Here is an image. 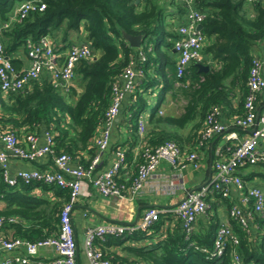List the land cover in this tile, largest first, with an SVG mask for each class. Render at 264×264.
<instances>
[{
  "label": "trees",
  "instance_id": "obj_1",
  "mask_svg": "<svg viewBox=\"0 0 264 264\" xmlns=\"http://www.w3.org/2000/svg\"><path fill=\"white\" fill-rule=\"evenodd\" d=\"M26 1L31 0H0V24L8 21L14 10ZM42 1L45 4L43 10L30 11L25 18L15 21L2 32L8 57L19 49L26 52L27 41L36 42L44 36L55 40L59 32L66 38L82 30L92 59L78 63L74 78L76 85L69 87L67 92H61L48 79L31 81L22 93L4 94L0 89V132H11L19 140L32 134L37 136L43 128L52 137L51 150L56 155L67 154L83 167H88L96 154L93 140L110 106L112 86L132 64L142 72L125 108L134 133H137L139 116L148 107L141 91L147 92L155 87H161L163 94H169L172 101L186 102L180 117L165 121L181 128L199 119L192 130L194 141L191 146L202 141L204 120L214 108H218L220 114L227 112V117L234 114L232 126L234 118L245 115L244 100L248 93L251 62L258 57L254 56V48L259 47L264 55V3L246 6L245 0H194L196 11L203 15L200 30L204 37L203 60L199 64L208 66L209 70L201 72L197 63L192 62L178 75L176 63L161 50V46L165 50L173 49L177 29L164 26L161 10L150 0L139 4L136 0ZM123 34L141 36L140 47L131 48ZM11 63L17 71L22 70L19 62L11 60ZM235 86L239 102L234 110L231 93ZM258 96L259 93L254 103L257 111ZM151 121L158 123L161 119L152 115ZM177 137L150 128L137 156L135 174L128 180H120L118 174L117 182L127 185L134 181L138 167L144 162L145 149L152 150L166 142H174L181 150ZM234 144L236 142L226 147L222 158L230 155ZM122 150L126 161V151ZM84 153L88 160L83 158ZM239 176L245 193L246 183L253 178L264 182V164L254 165L247 175L240 172ZM34 188L53 193L57 200L50 202L44 197L29 196ZM229 193L230 189H212L207 193L208 209L202 215L204 222L197 219L189 235L182 231L179 220L171 218L173 225L166 226L170 214H159L158 220L145 231L97 239L94 247L101 252L102 259L111 264H264V210L254 212L251 200L241 209L229 200ZM68 198L67 189L43 182L8 186L0 174V200L6 204L0 210L3 219L0 236L8 238L4 234L11 231L12 238L31 242L56 236L59 214ZM217 203L226 207L227 222L220 221L214 214ZM236 209L249 213V217L232 216L231 212ZM9 218L17 221L10 223ZM222 226L228 229L229 237L223 239L221 255L217 257L214 242ZM154 235L160 240L153 247L142 244L123 247L133 259L131 261L109 250L110 246L129 242L138 244Z\"/></svg>",
  "mask_w": 264,
  "mask_h": 264
},
{
  "label": "built area",
  "instance_id": "obj_2",
  "mask_svg": "<svg viewBox=\"0 0 264 264\" xmlns=\"http://www.w3.org/2000/svg\"><path fill=\"white\" fill-rule=\"evenodd\" d=\"M144 1V0H137ZM190 2L194 0H179ZM264 3V0H245L247 5ZM43 10L45 4L42 0H31L21 3L10 15L8 21L0 24V89L4 94L25 92L26 86L36 80L42 73L48 74V79L54 87L61 92H67L74 86L75 68L78 63L92 59V52L88 44H72L65 55L56 49L54 39L49 36L41 37L36 42L27 41L25 56L28 67L17 71L11 63L10 57L5 53L2 41V32L15 21L25 18L32 10ZM203 15L197 11L188 14V22L177 29L178 37L173 42V50L177 54V73L182 74L192 62L199 63L203 60L202 50L204 37L197 30L201 25ZM61 58V59H60ZM144 60V58H142ZM142 72L135 64L128 67L121 75L118 83L112 86V98L110 106L105 113L104 121L93 140L96 154L88 167H83L72 160L67 154L56 155L52 150V137L44 134V145H38L36 135H28L25 144H21L11 132H0V174L5 184L15 186L18 184L33 185L46 183L48 185L65 188L69 192L67 203L59 214V229L56 236L42 241L31 242L21 238H4L0 236V264H78L76 260L77 245L71 221V213L80 196H89L86 188L90 186L99 195L107 198L127 199L138 196L147 179L157 169L161 162L170 166H178L180 163H190L194 168L199 167L198 155L192 151L186 154L181 161V150L174 142H166L152 150H144V162L138 167L137 176L130 184L117 182L119 171L125 165V155L122 148L115 151V161L108 169L95 172L100 161V154L110 146L111 129L113 121L119 113L125 95L134 92L138 77ZM248 93L244 100L245 115L233 120L234 126L250 130L249 135L238 139L235 134H229L227 140L235 139L230 155L212 162V176L208 182L195 191L187 192L179 203L170 210L147 208L141 214L134 226L108 223L90 227L84 235V250L89 264H111L102 259L101 252L94 247L97 239L117 237L136 231H145L151 224L158 220L159 214H170L180 221L182 231L189 235L195 227L196 220L204 215L208 209L205 196L212 189L228 190L234 188L243 193L241 203L245 205L252 201L254 212L262 213L264 210V188L248 187L244 193V185L239 173L246 166L264 164V110L255 108L256 95L264 89V55L254 57L251 62L249 77L247 80ZM220 110L214 108L204 120L202 141L195 144V149H200L206 143L218 135L225 134L227 126L219 118ZM138 145L141 150L146 135V121L142 115L137 121ZM49 157L52 162L50 169L19 170L14 174L9 171L11 158L23 161H35ZM240 209L233 210L231 215L249 217V213H241ZM264 216V215H263ZM241 219L244 224V219ZM15 218H9L8 222L15 223ZM3 219L0 218V226ZM229 237V231L221 227L215 240L216 256L221 255L223 239ZM237 243L236 239H233ZM51 248L55 255L48 261L34 260L40 248ZM25 256H21L20 251Z\"/></svg>",
  "mask_w": 264,
  "mask_h": 264
},
{
  "label": "crops",
  "instance_id": "obj_3",
  "mask_svg": "<svg viewBox=\"0 0 264 264\" xmlns=\"http://www.w3.org/2000/svg\"><path fill=\"white\" fill-rule=\"evenodd\" d=\"M150 1L161 10L162 21L164 26L168 29L171 26L173 29H178L180 26L187 24L188 14L192 11H196L193 1H188L186 3L179 0ZM246 6L249 5L246 4ZM142 7L143 6L140 8ZM54 41L57 51L61 54V56H63L72 44L84 43V32L81 30L79 34H71L66 38H63L61 32H59ZM161 50L170 55L172 60L177 65V54L173 49L165 50V48L161 46ZM254 56H263L259 47L254 48ZM10 59L19 62L22 69L27 68L29 65L23 49H19L14 52ZM48 78V74L44 72L36 80ZM227 84L230 86L229 81H227ZM141 93L148 102L147 109L141 113L146 121V132L150 128H156L159 132L177 135L178 141L182 146L181 161L184 160L187 153L194 151L198 155L199 167L194 168L192 164L185 162L180 163L178 166H170L165 162H161L157 169L145 182L141 193L132 199L103 197L93 188L88 186L86 191L89 193V196H80L71 213L74 238L77 245L76 260L78 264H89L84 250V235L88 228L112 223L111 221L132 223L135 219L138 207H142L141 213L147 208H156L159 210H170L174 208L187 192L199 189L210 180L212 176V162L222 158L221 155L224 154L223 151L229 144L232 142L237 143V141L233 138L227 140V136L229 134H235L238 139H242L249 135L250 130L232 126L231 117L234 114L227 117L228 113L225 112L219 116L221 122L227 126L225 134L218 135L200 149H195V144L191 146L194 141L192 140L194 139V132H192V130L199 122V119H194L181 128L175 124L165 121L167 119L180 117L183 114V106L186 102L184 100H180L178 102L172 101L169 94H163L161 87H155L147 92L141 91ZM231 98L233 109L235 110L239 102V94L236 86L232 88ZM128 100L129 95H125L122 101L121 109L113 121L110 146L107 150L100 154V161L95 168V172L97 173L111 167L116 159L115 149L123 148L126 151V161L119 173L120 180L131 179L135 174L137 156L140 152L137 133H134L132 125L130 124L129 113L125 110L128 105ZM152 105H154V107H152ZM257 107L258 111L264 110V89L259 93ZM229 111L230 110H228V112ZM152 115L158 118L160 117L161 122L156 123L155 121H151ZM45 133L46 130L43 128L38 132V145H44ZM19 141L22 145L25 144V139L19 138ZM83 158L88 160L85 153L83 154ZM251 167L253 166H248V168L242 170L241 174L245 173L247 175L250 172ZM50 168H52V162L49 160V157H44L31 162L11 158L9 164V171L11 174H14L19 170H44ZM256 185L264 188V182L260 178H253L250 182L246 183L247 187ZM29 196L44 197L50 202H55L57 200L53 193H45L37 188H34L30 192ZM242 197L243 193L241 191L230 188L229 200L234 204H237L241 209H244L245 207L241 203ZM5 206V202L0 200V210H2ZM214 214L217 215L220 221L227 222L228 215L226 213V207L223 204H216V213L214 212ZM171 218L174 217L171 215L168 216L170 221L166 222V226L173 225ZM203 218L204 216H201L198 219L201 220V222H204ZM4 235H7L8 238H12L13 236L11 231H7ZM159 240L158 235H154L150 239L141 241L138 244L137 242H129L122 245H114L110 246L109 250L118 254L122 258H126L128 261H131L133 259L127 255V253L123 250V247H137L141 246V244L153 247L157 244V242H159ZM20 254L21 256H25V253L22 250L20 251ZM54 255L55 251L53 249L47 247L40 248L37 256L35 258H30V260L48 261L53 258Z\"/></svg>",
  "mask_w": 264,
  "mask_h": 264
},
{
  "label": "water",
  "instance_id": "obj_4",
  "mask_svg": "<svg viewBox=\"0 0 264 264\" xmlns=\"http://www.w3.org/2000/svg\"><path fill=\"white\" fill-rule=\"evenodd\" d=\"M136 4H138V1H136ZM201 28H202V26L199 25L197 27V30L200 31ZM123 39L128 43V45L131 48H134V49H138L141 45V42L143 41L141 36H132V35H128V34H123ZM196 66L198 67L199 71H201V72H207L209 70V67L206 65H203V64L197 63ZM141 211H142V207H138L137 211H136L135 219L132 223H122L119 221H111V222L115 223V224H120V225L134 226L140 217Z\"/></svg>",
  "mask_w": 264,
  "mask_h": 264
},
{
  "label": "rangeland",
  "instance_id": "obj_5",
  "mask_svg": "<svg viewBox=\"0 0 264 264\" xmlns=\"http://www.w3.org/2000/svg\"><path fill=\"white\" fill-rule=\"evenodd\" d=\"M75 85H76V84H75ZM78 91H80V89H79ZM152 107H154V105H152Z\"/></svg>",
  "mask_w": 264,
  "mask_h": 264
}]
</instances>
